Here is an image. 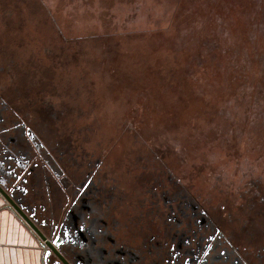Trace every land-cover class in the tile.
Listing matches in <instances>:
<instances>
[{
	"label": "rangeland",
	"instance_id": "rangeland-1",
	"mask_svg": "<svg viewBox=\"0 0 264 264\" xmlns=\"http://www.w3.org/2000/svg\"><path fill=\"white\" fill-rule=\"evenodd\" d=\"M0 29L112 151L157 150L239 204L253 181L262 201L264 0H0Z\"/></svg>",
	"mask_w": 264,
	"mask_h": 264
},
{
	"label": "flooded vegetation",
	"instance_id": "flooded-vegetation-1",
	"mask_svg": "<svg viewBox=\"0 0 264 264\" xmlns=\"http://www.w3.org/2000/svg\"><path fill=\"white\" fill-rule=\"evenodd\" d=\"M4 44L0 29V206L63 257L42 264H264L253 181L239 204L193 186L157 150L112 151L49 64L33 77Z\"/></svg>",
	"mask_w": 264,
	"mask_h": 264
},
{
	"label": "crops",
	"instance_id": "crops-1",
	"mask_svg": "<svg viewBox=\"0 0 264 264\" xmlns=\"http://www.w3.org/2000/svg\"><path fill=\"white\" fill-rule=\"evenodd\" d=\"M0 209V264H42L35 238L8 211Z\"/></svg>",
	"mask_w": 264,
	"mask_h": 264
},
{
	"label": "water",
	"instance_id": "water-1",
	"mask_svg": "<svg viewBox=\"0 0 264 264\" xmlns=\"http://www.w3.org/2000/svg\"><path fill=\"white\" fill-rule=\"evenodd\" d=\"M13 206L15 207V209L17 208L14 204H13ZM16 210L20 214V216H21L20 219L23 221L22 223L24 226H27L29 228L31 225L36 229V226L31 222V220L19 208H17ZM31 233H32L31 234L32 237L35 238L37 245L40 248V251L42 253V257L44 260L48 256V253L51 257L55 256V257L63 258L61 256V254L58 252V250L56 249V247H54L43 234H41L40 232H37V231H32ZM52 264H55L54 260L52 261Z\"/></svg>",
	"mask_w": 264,
	"mask_h": 264
},
{
	"label": "bare ground",
	"instance_id": "bare-ground-1",
	"mask_svg": "<svg viewBox=\"0 0 264 264\" xmlns=\"http://www.w3.org/2000/svg\"><path fill=\"white\" fill-rule=\"evenodd\" d=\"M225 157V156H224ZM197 170V169H196ZM134 173V172H133ZM132 175V174H131ZM259 216V215H258Z\"/></svg>",
	"mask_w": 264,
	"mask_h": 264
}]
</instances>
